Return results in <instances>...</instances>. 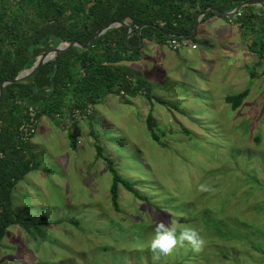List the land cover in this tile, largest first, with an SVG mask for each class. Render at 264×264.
Instances as JSON below:
<instances>
[{"label":"rangeland","instance_id":"374dc122","mask_svg":"<svg viewBox=\"0 0 264 264\" xmlns=\"http://www.w3.org/2000/svg\"><path fill=\"white\" fill-rule=\"evenodd\" d=\"M203 20L196 35L184 39L190 45L174 49L146 39L140 60L119 63L132 78L147 81L157 97L139 94L126 103L109 95L93 106L92 127L87 118L81 121L77 148L61 122L48 115L37 120L30 147L38 165L14 188L13 209L24 219L33 215L38 222H64L48 228L40 224L38 239L21 225L9 227L0 264H264V66L256 64L248 46L251 36L242 34L235 19L215 15ZM244 91L243 104L234 108L226 97ZM150 114L165 133V145L152 138ZM96 134L106 157L140 193L151 196L152 190L139 185L144 177L128 166L146 167L143 175L149 182L166 177L163 185L169 191L182 187L175 196L153 197L168 198L178 212L168 206L159 217L156 212L162 209L135 200L123 185L119 191L128 201H121L119 210L106 202L113 172L96 157ZM204 148L208 157L201 154ZM153 160L160 162L158 169ZM183 200L186 205L190 201L192 212H180L186 205L177 203ZM193 202L209 207V219H216L209 231L203 230L202 209L196 210ZM73 216L80 219L79 226L69 223ZM126 218L137 222L123 226L120 220ZM161 223L177 227L172 250L180 251L182 261L169 253L140 251L152 250V225ZM185 229L199 232L205 241L200 251L180 241ZM118 235L123 237L114 239ZM19 250H29V255Z\"/></svg>","mask_w":264,"mask_h":264},{"label":"trees","instance_id":"16d2710c","mask_svg":"<svg viewBox=\"0 0 264 264\" xmlns=\"http://www.w3.org/2000/svg\"><path fill=\"white\" fill-rule=\"evenodd\" d=\"M246 1L250 0H0V84L3 79L13 78L22 70L30 68L37 56L56 47L62 41L78 40L88 43L98 29L110 22L133 18L135 23L134 32L128 42H126L128 26L111 28L102 34L89 49L72 46L45 63L34 76L5 87L0 101V252L7 230L13 225H21L27 233L38 239L37 232H42L40 224L48 228L50 225H61L64 222L61 219L49 218L38 222L33 215L24 219L13 209L14 188L38 165L31 151V138L26 141L20 129L23 122L30 119L29 107L33 106L37 110L36 118L48 115L56 120L57 124L61 122L57 118L58 113L63 114L62 120L65 122L68 121L69 115L73 122V128L68 129L71 145L77 148L79 137L83 133L80 123L84 120V118L79 120L71 116L77 109L83 111V108L89 104L94 106L111 94L119 95L126 103L129 102V97L139 94L150 100L157 97L150 93L148 86L146 87L147 81L141 78L135 80L126 70L118 66L123 61H137L142 58L144 44L138 47L131 46L140 41L138 27L143 24H156L166 33L178 35L179 40L189 39L182 36L192 32L197 16L207 8L213 7L228 12ZM261 10L262 12H259L257 5H248L231 17L210 11L204 20L215 15L230 20L235 19L240 24L242 34L251 36L248 41L249 50L256 54V64L261 67L264 66V8L262 7ZM142 35L143 39L151 41L167 43L169 40L164 32L154 26L144 27ZM247 94L248 91H244L240 94L228 95L226 99L234 108H238L243 104ZM92 115H88L84 120L86 125L93 124ZM147 124L152 132L153 140L157 144L165 145L162 142L165 133L152 114L149 115ZM168 131L172 134L174 129L169 127ZM186 133L193 137L187 129ZM99 137V134H96V157L105 160L109 170L113 172L106 202L119 210L121 201L124 203L128 201L121 197L119 191L120 185H123L129 193L135 195V200H146L147 204L157 206V209L163 211L159 210L156 214L159 217L164 216L165 208L173 204L168 198L163 201L160 196L153 198L154 195L172 197L175 196L173 192L179 193L182 187H175L174 191H169L163 185L166 177L160 176L158 182L155 179L149 182L143 175L146 167L128 166L138 169L139 176L144 177L138 184L145 183L149 190H152L151 196L140 193L136 190V183L119 174L114 162L106 157ZM194 146L197 148L198 145ZM205 150L206 152L201 154L207 156L206 153H209V150ZM194 155L195 152L192 153V156ZM155 162L153 160V167L157 168L160 162ZM201 167H204V164H201ZM155 182V185L159 186L154 185V187ZM156 187L158 188L154 189ZM159 199V205H155L156 203L153 202ZM177 204L186 205L184 200ZM194 205L195 202L193 207L196 210L202 209L201 215L198 216L199 221L202 220L205 223L202 225L203 230L209 231L216 225V219L214 221L209 219L212 216L209 213V207L202 205L199 208L198 205ZM170 207L174 212H178L174 206ZM188 211H193L190 201L180 212L186 214ZM68 221L77 226L81 223L77 216L68 218ZM120 221H123L121 222L123 226L125 223L137 222L129 218ZM152 226V231L156 232L157 226L155 224ZM137 227H140L138 223ZM123 229L129 235L128 229ZM139 235L136 234L134 238ZM117 237L114 239L122 238L123 235ZM104 248L107 249L108 245ZM7 250L10 251L9 248ZM19 251L25 257L29 255V250ZM140 251L158 253V250L153 249ZM175 251L171 250L169 254L172 257L177 256V259L182 261L180 251Z\"/></svg>","mask_w":264,"mask_h":264},{"label":"water","instance_id":"95a60500","mask_svg":"<svg viewBox=\"0 0 264 264\" xmlns=\"http://www.w3.org/2000/svg\"><path fill=\"white\" fill-rule=\"evenodd\" d=\"M248 5H260L264 8V1H262V0H250V1L242 2L234 10L228 11V12L222 11L218 8L209 7L204 12H202L201 14H199L197 16L192 32L190 34H188L187 36L183 35L182 37H186V38L192 37L198 31V28L200 27L201 21L204 19V17L210 11H213V12L220 14V15H223V16L231 17V16L237 15L243 7L248 6ZM118 26H128L129 27V31H128V34L126 36V42H128L130 36L134 32L135 23H134L133 18H127L124 21H113V22H110V23L104 25L103 27H101L100 29L97 30V32L93 35V37L91 38V40L88 43H83V42H80L78 40L62 41L56 47L49 49V50L43 52L41 55L37 56L35 62L33 63V65L30 68L22 70L17 76H15L13 78L3 79V81L0 84V101L3 98L4 90H5V87L7 85L22 82V81H25V80L29 79L30 77L34 76L45 63L54 59L59 53L69 49L72 46H77V47L84 49V50L89 49L96 42V40L102 34H104L107 30L114 28V27H118ZM146 26H154V27L160 29L162 32H164L167 35V37H173V36L177 37L178 36V35H171V34L166 33L163 28L159 27L156 24H143L142 26L138 27V29H137L138 36L140 39L139 43L136 45H131V46L138 47V46H141L144 44L142 29Z\"/></svg>","mask_w":264,"mask_h":264},{"label":"clouds","instance_id":"9594fccd","mask_svg":"<svg viewBox=\"0 0 264 264\" xmlns=\"http://www.w3.org/2000/svg\"><path fill=\"white\" fill-rule=\"evenodd\" d=\"M170 38L171 37H169V40ZM201 189L206 190L204 185H201ZM176 233H177V227L175 226V224L171 225L170 227H166L161 223L156 229V236L151 242V248L153 250H158L160 254H168L172 250V248L177 244ZM184 240L189 241L195 251H200L203 244L205 243V241L199 236V232L196 229L183 230L180 234V241L183 242Z\"/></svg>","mask_w":264,"mask_h":264},{"label":"built area","instance_id":"2783aa9c","mask_svg":"<svg viewBox=\"0 0 264 264\" xmlns=\"http://www.w3.org/2000/svg\"><path fill=\"white\" fill-rule=\"evenodd\" d=\"M168 43L174 49H178V48H181L185 45H189V42H187L185 40L181 41L176 36L171 37L170 40H168ZM192 47L197 48V45L192 44ZM28 113L30 116L29 121H24L21 128H20L22 137L26 141H28L35 134L36 129H37L36 123L38 120V118H36L37 110L33 106L29 107ZM90 114H93V106L91 104H89L88 106L83 108V111L80 109H77L74 113L71 114V116L73 115V116L77 117V119L81 120L82 118H84V119L87 118V116ZM62 115L63 114H61V113L57 114L58 120L61 121L62 128H64V127H67V129L73 128V122H72L71 117H69V115H68V117H67L68 121L65 122L62 120V117H63Z\"/></svg>","mask_w":264,"mask_h":264},{"label":"flooded vegetation","instance_id":"af4514ba","mask_svg":"<svg viewBox=\"0 0 264 264\" xmlns=\"http://www.w3.org/2000/svg\"><path fill=\"white\" fill-rule=\"evenodd\" d=\"M262 1H264V0H262ZM257 6L259 8V12H262V10H261L262 6H260V5H257Z\"/></svg>","mask_w":264,"mask_h":264},{"label":"crops","instance_id":"0c3cea01","mask_svg":"<svg viewBox=\"0 0 264 264\" xmlns=\"http://www.w3.org/2000/svg\"><path fill=\"white\" fill-rule=\"evenodd\" d=\"M146 39H144V41H145ZM144 49V48H143Z\"/></svg>","mask_w":264,"mask_h":264}]
</instances>
